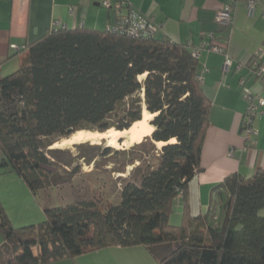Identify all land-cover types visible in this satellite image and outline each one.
Listing matches in <instances>:
<instances>
[{
  "label": "trees",
  "instance_id": "trees-1",
  "mask_svg": "<svg viewBox=\"0 0 264 264\" xmlns=\"http://www.w3.org/2000/svg\"><path fill=\"white\" fill-rule=\"evenodd\" d=\"M119 1L110 9L116 12ZM107 25L56 26L16 49L20 65L0 77V167L37 199L71 178L54 164L60 150L46 151L56 138L80 129H127L143 110L153 114L154 130L129 149L104 147L105 155L130 154L118 173L133 165L132 178L120 176L115 202L93 195L44 206L43 220L14 226L0 201V264H49L114 245L147 246L155 264H264V167L249 177L227 175L213 186L207 211H190L188 185L200 170L211 105L192 48L158 32L130 36ZM148 141L165 142L156 165H143L133 153ZM179 195L176 225L170 218ZM158 245L173 248L157 257Z\"/></svg>",
  "mask_w": 264,
  "mask_h": 264
},
{
  "label": "crops",
  "instance_id": "crops-1",
  "mask_svg": "<svg viewBox=\"0 0 264 264\" xmlns=\"http://www.w3.org/2000/svg\"><path fill=\"white\" fill-rule=\"evenodd\" d=\"M246 1H237L232 21L227 26L217 24L214 15L228 0L121 1L150 17L160 36L186 43L191 48L207 42L223 49L222 52H215L208 47L202 48L198 58L200 84L211 105L209 126L200 154V170L188 185V204L193 215L209 209L214 201L213 186L227 175L237 173L249 177L258 168L264 167V116L256 117L258 134L253 137L256 140L254 145L244 140L241 127L246 100L239 80L243 78L245 86L260 94L264 93L256 79L253 63L256 60L264 65V0H256L252 15L248 14ZM115 19V10L102 5L101 0H0V77L14 71L21 63L22 55H14L16 48L13 45L22 47L56 26L75 28L83 25L103 29L107 24L114 23ZM211 31L215 32V37L208 36ZM256 52H259L258 55ZM226 56L231 62L228 71L224 72L222 65ZM13 174L0 168L2 193L5 191L10 196L6 200L9 208L3 202L4 206L9 214L11 212L10 216L17 217L18 221H33L26 207L21 208L18 201L15 204L16 192L23 196L21 203L25 199L26 204L35 209L38 215L43 212V207L37 205L32 192ZM10 181L20 190L9 189L7 183ZM182 209L183 199L179 195L174 201L170 218L172 223H180L178 219ZM175 213L176 219L172 220ZM169 248L168 245H158L154 252L157 257H161L168 253ZM155 263L156 257L147 246L114 245L49 264Z\"/></svg>",
  "mask_w": 264,
  "mask_h": 264
},
{
  "label": "rangeland",
  "instance_id": "rangeland-1",
  "mask_svg": "<svg viewBox=\"0 0 264 264\" xmlns=\"http://www.w3.org/2000/svg\"><path fill=\"white\" fill-rule=\"evenodd\" d=\"M19 57V56H17ZM18 68V67H17ZM139 79H143V77H140ZM141 96V99L143 101V95L138 94V96ZM127 103L129 100L126 101ZM121 108V109H120ZM125 108V105L122 104L119 106L118 109L122 110ZM144 108V105H143ZM153 117L149 119L150 121ZM117 120L116 115H111L108 118V121L110 123H115ZM110 128H114V126H111ZM129 128V127H128ZM127 128V129H128ZM115 129V128H114ZM84 131H90V132H103L99 131L97 129H80ZM117 130V129H115ZM124 130V129H123ZM154 130V128H153ZM79 131V130H77ZM122 131V130H121ZM76 132V131H75ZM73 132L65 137H58L56 138L55 142L47 148L48 149H59L60 151L56 152L53 157L55 158L54 164L58 168V171L63 172L65 177H68L70 174V180L64 184H61L60 186H57L53 189L45 190L44 192H40L39 196L37 197L36 203L40 207L44 206H61L65 205L67 203L72 202L73 200L82 199V198H88L92 197L93 195H100L102 197V200H107L109 202H115L119 198V190L122 186L123 180L120 179V176L123 178L126 177L127 179L132 178L130 173L132 172L133 165H128L126 167V173H118L116 170L120 168L122 165L121 160L127 159L129 157L128 154H123L121 152H112L109 155H105L103 153V149L107 145L106 140H101L99 142H91L90 141H84L80 143H73V144H64L60 145L61 141L63 139L69 138ZM151 135V134H150ZM149 136V135H148ZM129 139V136H126L125 134L120 136L117 139V142L122 144L123 142L127 141ZM57 143L58 145L54 146V144ZM153 144L151 142H146L142 147H139L133 151L135 154H140L142 157L143 165H156L157 162V155H158V149L160 148L159 145ZM132 146V145H131ZM131 146L128 147H118L114 149L123 150V149H129ZM155 147L157 149H155ZM52 154H50L51 156ZM138 164V162H136ZM1 168V167H0ZM16 175V174H13ZM1 179V178H0ZM9 186V189H15L17 191L20 190V188L16 189V185L14 182L7 183ZM2 189V183H0V196L2 197V200L0 198L1 203L9 208L8 199H10V196L7 195ZM17 196V197H16ZM15 200L17 204L21 205L20 207H26L27 214L29 215L31 213V219L33 221H18L17 217L13 218L10 216L8 209L6 206H4L7 214H9V218L14 226H22L26 224H37L41 220H43V212L38 215V212H36L35 209H32L29 207L28 204H26V200L24 199V202H22L23 196L21 193L16 192ZM18 201V202H17ZM4 202V203H3ZM43 209V208H42ZM178 211V210H177ZM13 212V211H12ZM176 212V211H175ZM15 216V213H14ZM176 213L172 217L173 219H176ZM181 221V216H179L178 222ZM29 222V223H27ZM172 223V222H171ZM174 224V223H172ZM179 224V223H178ZM177 225V224H176ZM3 241L2 235L0 234V243ZM168 252L173 248V246H169ZM35 253H38V250L35 249Z\"/></svg>",
  "mask_w": 264,
  "mask_h": 264
},
{
  "label": "built area",
  "instance_id": "built-area-1",
  "mask_svg": "<svg viewBox=\"0 0 264 264\" xmlns=\"http://www.w3.org/2000/svg\"><path fill=\"white\" fill-rule=\"evenodd\" d=\"M229 2L222 4V6L216 11L214 15V20L217 24L222 26H227L232 21V15L234 11V7L238 0H228ZM258 1V0H257ZM256 0H247L246 6L248 10V14H253L254 4ZM102 5L110 8L112 4L110 0H101ZM122 2H118L116 7V21L113 24L107 25V28L110 30L121 29L125 33L130 36H144L150 37L156 34L157 26L147 15L139 12L136 9L131 7L125 8L122 6ZM264 5V4H263ZM263 14H264V6H263ZM64 27V26H62ZM209 37H215V32L211 31L208 33ZM14 48H18V46L13 45ZM208 47L209 50L215 52H222L223 49L219 45H213L207 42L202 43L199 47L192 48V54L195 58H199L201 49ZM259 52H256L258 55ZM230 59L226 56L224 63L222 65L223 71H228L230 66ZM254 72L256 75V79L260 82L261 86L264 89V65L259 64L258 61L254 60ZM200 80V76H198ZM240 85L244 91V97L246 100V109L244 113V118L241 121L242 132L244 136V140L248 143L255 144L256 140L253 139L258 134L256 129V117L264 116V93L260 94L255 92L250 87L245 86V80L241 78L239 80ZM231 154V151H230Z\"/></svg>",
  "mask_w": 264,
  "mask_h": 264
},
{
  "label": "bare ground",
  "instance_id": "bare-ground-1",
  "mask_svg": "<svg viewBox=\"0 0 264 264\" xmlns=\"http://www.w3.org/2000/svg\"><path fill=\"white\" fill-rule=\"evenodd\" d=\"M144 77V75L140 76ZM153 117V114L148 113L146 110H143L142 117L140 120H137L132 123V125L128 129L124 130H115L114 128H109L106 131H103L101 133L99 132H90V131H84L79 130L76 132H73V134L66 139H63L60 145L64 144H73V143H80L84 141H90L93 142H99L101 140H106L107 145L113 146L115 148L118 147H128L135 143H138L142 141V139L150 135L153 131V126L149 124V119ZM91 130V129H88ZM129 136V139L127 141L123 142L122 144L117 142V139L122 135ZM175 139L169 140V142H173ZM159 146L165 144V142H158ZM58 145L57 143L54 144V146Z\"/></svg>",
  "mask_w": 264,
  "mask_h": 264
}]
</instances>
